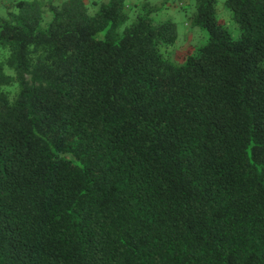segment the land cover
<instances>
[{
  "label": "trees",
  "instance_id": "16d2710c",
  "mask_svg": "<svg viewBox=\"0 0 264 264\" xmlns=\"http://www.w3.org/2000/svg\"><path fill=\"white\" fill-rule=\"evenodd\" d=\"M193 1L0 14V264H264V0Z\"/></svg>",
  "mask_w": 264,
  "mask_h": 264
},
{
  "label": "rangeland",
  "instance_id": "374dc122",
  "mask_svg": "<svg viewBox=\"0 0 264 264\" xmlns=\"http://www.w3.org/2000/svg\"><path fill=\"white\" fill-rule=\"evenodd\" d=\"M16 0H0V14H5ZM64 0H52L60 5ZM107 0H85L89 11H94L99 4ZM148 3L153 7H160L153 14L156 19H171L176 25V40L174 43L162 47V52L175 62H181L206 40V33L191 24V16L194 10L193 0H126V10L135 15L141 6ZM217 19L224 25L233 37L239 34L236 24L232 20L231 11L225 4V0H217Z\"/></svg>",
  "mask_w": 264,
  "mask_h": 264
}]
</instances>
